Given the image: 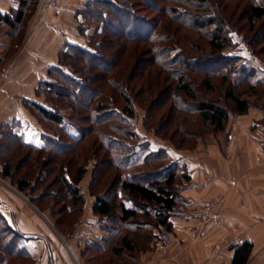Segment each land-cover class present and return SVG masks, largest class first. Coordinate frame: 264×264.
<instances>
[{
    "label": "trees",
    "instance_id": "1",
    "mask_svg": "<svg viewBox=\"0 0 264 264\" xmlns=\"http://www.w3.org/2000/svg\"><path fill=\"white\" fill-rule=\"evenodd\" d=\"M250 1L246 10L252 28L259 20L264 21V5L259 3L260 0ZM13 2L20 5L8 12H0V28L4 24L9 26L6 32L11 40L10 49L15 50L23 40V35L19 34L35 12L39 0ZM229 5L227 0H85L77 10V29L87 37L86 43H65L58 63L47 68L45 79L37 87L38 93L54 95L58 100L69 98L73 104L59 109L50 101L46 104L36 100L27 101L58 128L52 130L43 127L42 142L36 143L27 140L23 133H17L11 123H5L0 129V145L7 148L4 140L10 139L14 144L8 146H14L16 150L10 162L3 160L9 168L0 164V171L6 175L12 173L11 162L22 154L21 149L17 150L18 145L27 148L30 156L48 153L53 162L61 166L65 198L63 193L59 196L58 191H50L46 195L71 200L65 209L82 212L85 196L80 183L86 173V164L79 165L75 160L78 161L80 156L75 159L72 155L77 153L78 144L93 132L106 151V159H98L95 163H104L108 167L104 172L93 170L94 175L88 186L90 194L96 197L93 212L107 231H116L126 221L133 226L118 239L121 248L116 247L114 251L118 254L125 250L132 252L144 242L159 240L161 228L170 229L172 211L180 209L177 198L180 197L182 184L190 178V171L180 157L174 156L177 148L158 140H144L134 118L135 102L146 101L149 107L146 125L154 126L159 114L156 112L157 106L161 105V108L172 100L177 113H181L179 118L183 111L189 115L196 113L202 126L209 128L207 132H223L226 140L230 137L227 127L232 116L245 114L251 107L264 111V106H256L243 94V90L236 89L244 84L252 87L264 85V67L262 61L257 59L260 57L258 52L252 48L253 42L246 38L243 41L249 46V55L228 51L241 45V41L235 40V34L239 35L240 32L228 20L234 14ZM163 26L170 28L172 33H163ZM173 30L179 42L182 40L180 35L178 37V31L192 35L202 32L207 38L206 48H202L198 55L191 54L188 52L190 50L176 42ZM134 46L135 51L141 52L129 67L126 80H109L117 95L97 91L94 94L96 99L90 98L87 103H80L79 96L90 89L87 78L82 75L88 70L83 71L88 67L85 63H89V66L97 63L98 67H92L106 73L118 66L117 59L109 57L113 51V55L116 52L124 54ZM191 48L194 49L192 40ZM4 58L6 56L0 62ZM142 63L159 70L162 81H143L142 75H134L135 66L138 64L139 67ZM192 71L199 75L191 77ZM163 79L166 81L163 82ZM169 79H172L170 83ZM218 89H224V97L212 96V99L203 98L197 102L199 94L206 98ZM102 95L106 96L107 102L99 100ZM117 98H121L123 103ZM82 110L90 112L88 128L81 126L85 121V111ZM159 120L162 123L168 118L162 115ZM99 122L109 123V127L93 129V124ZM172 122L180 123L175 131L180 130L184 137H196L198 140L201 133L191 128L188 122L178 118ZM195 144L189 148H195ZM139 150L144 151V157L132 165ZM94 153L97 152L94 150ZM73 161L74 165L71 163ZM21 162L23 166L29 164L22 159L17 163ZM155 163L161 164L156 166ZM74 166L78 167L77 170ZM44 182V178H39L34 185ZM18 184L21 189H28L31 187L30 177L19 179ZM49 184L46 183V186ZM44 195L38 194L34 198L39 201ZM25 240L23 232L0 211V264H10V256L23 257L35 263V257L25 246ZM252 248L253 244L248 241L240 244L235 251L233 264H246Z\"/></svg>",
    "mask_w": 264,
    "mask_h": 264
},
{
    "label": "crops",
    "instance_id": "2",
    "mask_svg": "<svg viewBox=\"0 0 264 264\" xmlns=\"http://www.w3.org/2000/svg\"><path fill=\"white\" fill-rule=\"evenodd\" d=\"M19 5L13 1L0 4V12ZM39 12L28 19L23 40L15 50L10 49L7 30L0 28V59L7 56L5 62H0L5 64L0 68V129L11 123L17 133L36 143L39 140L32 138L28 127L23 126L30 120L23 102L36 100L38 84L45 79L47 68L58 63L62 47L73 40L60 23L50 19V12L41 11L40 18ZM227 132L229 139L223 133L220 139L209 141L190 154L174 152L187 164L190 178L180 188V209L170 216L171 243L152 239L138 245L135 251L116 253L114 249L121 248L118 239L133 226L126 221L116 231L103 228L93 212L96 197L88 189L91 178L86 188L82 186L87 218L74 234L54 235L23 201L13 198L14 203L1 191L0 211L23 232L25 246L35 257L34 264H233L236 249L246 241L253 244L246 264H264V111L251 107L245 114L232 116ZM214 198H222L224 206L209 222L178 214ZM23 207L28 215H33L35 224L23 219L26 215L19 217Z\"/></svg>",
    "mask_w": 264,
    "mask_h": 264
},
{
    "label": "rangeland",
    "instance_id": "3",
    "mask_svg": "<svg viewBox=\"0 0 264 264\" xmlns=\"http://www.w3.org/2000/svg\"><path fill=\"white\" fill-rule=\"evenodd\" d=\"M13 0H0V4H10ZM85 0H39L37 7L35 8V12L33 13L32 17L35 15L37 11L39 12V18L41 11H48L50 12V19H52L54 22L60 23L61 27L63 26L64 30L66 32H69V35L71 36L70 42H79L81 44L86 43L85 36L81 35L77 29V25L79 22L78 16H77V10L82 6ZM229 7L234 10L233 18H228L230 21V24L237 29L240 34H235V40L241 41V45L236 47V49H228L229 52H239L242 54L249 55L248 48L249 46L244 43L243 38H246V40L252 41L253 45L252 48L255 49L258 52L257 59L262 61V66L264 67V27H263V20H259L254 27L251 28V23L248 21V14L246 10L247 4H251L250 0H227ZM262 5H264V0H260ZM231 10V9H230ZM7 26H4L1 28V31L7 30ZM162 32L163 33H172L170 31V28H166L163 26ZM8 28V27H7ZM174 31V30H173ZM175 32V31H174ZM24 30L20 32L19 35H23ZM18 35V37H19ZM67 35V34H66ZM176 35V42L183 46L186 50H190V52L193 55H198L199 51L202 48H206L207 44V38L205 34L199 31V33H195V35H192L191 33L187 32H181L178 31V37L181 36V42L177 39V33ZM261 36H263L261 39ZM79 38V41H77V38ZM65 38V37H64ZM4 40V38H1ZM175 40V37L173 38ZM191 40L193 42L194 49L191 48ZM11 41V40H10ZM196 43V44H194ZM143 46V43H141ZM146 46V45H145ZM145 46L143 47L145 49ZM251 48V47H250ZM141 51H139L140 53ZM114 53V51H113ZM110 54L111 58H116L118 61V66L114 68L113 70L107 71L106 73L99 71V69H96L94 67H98L97 63L94 65H88L89 63H85L86 67L83 69V71L88 70L82 74L87 78V83L90 89H86L84 93L79 96L80 103L85 104L89 101L90 98L93 100L96 99V95L94 98V94L99 91V93L106 94H113V96H116V92L112 90V86L109 84V80L115 79L118 81L126 80L127 74L129 72V67L134 63L135 59L139 55L137 50L135 51V46L133 49L129 50L128 52L121 54L119 52H116L114 55ZM4 55V52L2 51L1 55ZM132 54L134 58H132ZM147 56V55H146ZM146 56H143L146 58ZM5 57V56H4ZM144 58V59H145ZM7 59V56L6 58ZM59 60V58H58ZM68 60V59H66ZM5 62V60L3 61ZM133 62V63H132ZM252 62V61H251ZM258 62V61H257ZM139 64V63H138ZM138 64L135 66L133 72H135L134 75H142L143 78L141 80L155 82V81H162L159 79V73L155 67H150L147 64H140L138 67ZM5 64H1L0 68L3 67ZM94 66V67H92ZM79 71V68L76 67ZM100 74V75H99ZM133 73H131L132 75ZM190 76L193 77L197 75L198 73H195L194 71L190 72ZM99 75V76H97ZM199 75V74H198ZM97 76V77H96ZM166 80L163 79V82ZM172 79H169L168 82L170 83ZM237 90H243V94L245 96H248L249 101L254 103L256 106L261 107L264 106V85L252 87L249 84L239 85L236 87ZM215 96V98L224 97V89H218L216 92L210 93L206 98L203 96V94H199L197 102L202 101L204 99H212ZM35 99L38 100V102L42 104H46L47 101H50L52 105H54L56 108L62 109L65 106L72 105V101L69 98H59L56 99L54 95L51 94H45V93H38L36 92ZM105 100L106 96L102 95L99 100ZM108 99V98H107ZM119 99V98H117ZM121 103V98L119 99ZM107 102V101H106ZM24 106L27 109L28 114L30 115V122L27 121L26 124H23L25 128L28 127V132L31 134V137L41 141V134L43 127H47L52 130H56L58 128L57 125L52 123L51 121L45 119L43 116H41L27 101L23 102ZM146 101H143L141 103L135 102V105H133L134 109L136 110V116L135 121L137 125V130L143 135L144 140L149 141L155 140L160 142H165L169 144L172 148H177L179 152L182 153H189L197 151L199 147H204L207 142H211L215 139H220L223 132H220L218 134H213L210 131H206L209 129L205 126H202V123L200 121V117L197 116V114L189 115L188 112L183 111L182 117L179 118V115L181 113H177L175 110V107L173 105V101L166 102L161 108L160 106H157L158 109L156 110L157 114V122L154 126L146 125L147 119L146 115L148 113L149 107L146 105ZM160 108V109H159ZM250 109V108H249ZM85 111L83 113V118L85 119L84 122H82L81 126H85V128H88L89 121H90V112L88 110H82ZM155 112V113H156ZM164 115L168 120H163L162 123H160L159 118ZM178 118V120H182V122H188L190 127L194 130H198L200 136L198 137V140L196 137H187L182 134L180 130L175 131V128L179 126L180 123H173L172 120ZM172 119V120H171ZM104 122H99L97 124H93V129H103L109 127V123L103 124ZM74 129V128H73ZM71 129V130H73ZM36 131V132H35ZM74 133H76L73 130ZM78 133V132H77ZM182 140V143L180 142ZM5 142V146L7 148H3L2 145H0V164L2 167L9 168L3 162L5 159L10 162L11 158L14 155L13 147H9L8 145L14 144L10 139H7ZM194 142L195 148H189V146L193 145ZM81 147V148H80ZM22 150V154L20 156H16L14 158V161L11 162V171L12 173H9L10 175H6L0 171V191L3 192L7 199H10L13 201V198L18 199L20 201H23V204H25L27 207L30 208V210L33 212L34 215L40 217L44 221V226L47 228V226L50 228V230L53 231L54 235L60 236L61 234H74V232L81 228L82 225H84V220L87 218V213L85 206H83L82 212L76 211V212H70L67 211L65 208L67 204L71 203V200L65 201V194L63 193L64 185L62 183V179L60 177V165L56 162H53V160L50 158L48 153H45V155L38 156L32 155L30 156V152H28L27 148L20 147L18 145L17 150ZM77 153H74L72 156L76 159L78 156H80V159L78 161L75 160L76 163L80 164H86V173L84 175L83 180L81 181L80 185L86 188L87 186V180L93 177V170L95 172L108 169L107 166H104V163L99 165V163H95L98 159L103 160L106 159V151L102 148L101 143L99 142L97 135L92 132L89 135L84 138L82 142L78 144ZM95 152L97 153H94ZM187 152V153H186ZM83 156V157H82ZM144 157V151L139 150L138 154L133 158L132 165L140 162ZM27 158V160H25ZM19 159H22L24 163H29L25 166H23V163H17ZM32 159V160H30ZM67 157L65 158V160ZM25 160V161H24ZM75 162H71L73 165ZM65 164V163H64ZM156 166H159L161 163H155ZM7 166V167H6ZM77 170V166H74ZM26 172V170H28ZM49 172V173H47ZM28 174L27 176L24 174ZM125 176V174H123ZM98 176V174L96 175ZM25 177H27L31 180V187L28 189H21V187L18 184V180H22ZM45 179V182L41 185H34L37 184L38 179ZM46 183H50L48 186H46ZM83 183V184H82ZM82 187V188H83ZM50 191H58L59 196H62V193L64 194V198H60L59 196H47L46 194H49ZM86 191V190H85ZM44 193V197L41 200H35L34 196L38 194ZM86 195L89 197V195L86 192ZM94 196V195H93ZM90 198H88L89 200ZM87 200V199H85ZM15 203V201H13ZM70 202V203H69ZM202 204V203H201ZM224 206V205H223ZM223 209V208H222ZM19 217L22 216H28L26 219L30 221L31 223L35 224V218L26 212L25 207L23 209H20V212H18ZM45 216H44V215ZM85 216V217H84ZM84 217V218H83ZM34 220V221H33ZM139 240H142V238H139ZM105 259L108 260V252H105L104 254ZM103 256V257H104ZM127 256V255H126ZM10 264L16 263V264H33L34 262H31L30 259H26L23 257H17V256H10ZM127 258V257H126ZM12 261V262H11ZM99 264H105L101 261H98Z\"/></svg>",
    "mask_w": 264,
    "mask_h": 264
},
{
    "label": "built area",
    "instance_id": "4",
    "mask_svg": "<svg viewBox=\"0 0 264 264\" xmlns=\"http://www.w3.org/2000/svg\"><path fill=\"white\" fill-rule=\"evenodd\" d=\"M2 107V95L0 91V109ZM224 205V200L222 198H214L202 204L195 205L191 208L180 210L179 215L184 217H192L199 219L202 223L209 222L216 218ZM159 237L166 243H171L173 241V234L167 230L163 229L160 231Z\"/></svg>",
    "mask_w": 264,
    "mask_h": 264
}]
</instances>
